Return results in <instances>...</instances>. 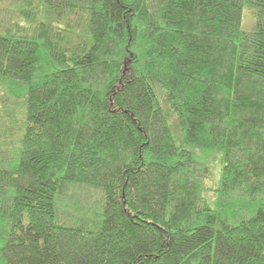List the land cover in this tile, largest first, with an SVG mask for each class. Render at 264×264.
I'll list each match as a JSON object with an SVG mask.
<instances>
[{
    "label": "trees",
    "instance_id": "obj_1",
    "mask_svg": "<svg viewBox=\"0 0 264 264\" xmlns=\"http://www.w3.org/2000/svg\"><path fill=\"white\" fill-rule=\"evenodd\" d=\"M0 264H264V0H0Z\"/></svg>",
    "mask_w": 264,
    "mask_h": 264
},
{
    "label": "rangeland",
    "instance_id": "obj_2",
    "mask_svg": "<svg viewBox=\"0 0 264 264\" xmlns=\"http://www.w3.org/2000/svg\"><path fill=\"white\" fill-rule=\"evenodd\" d=\"M245 14V13H244ZM252 20V17L249 13L246 14L244 18L245 27L248 28L250 25V21Z\"/></svg>",
    "mask_w": 264,
    "mask_h": 264
}]
</instances>
